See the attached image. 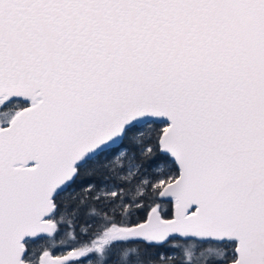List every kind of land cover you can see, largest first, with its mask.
<instances>
[{
    "label": "water",
    "instance_id": "1",
    "mask_svg": "<svg viewBox=\"0 0 264 264\" xmlns=\"http://www.w3.org/2000/svg\"><path fill=\"white\" fill-rule=\"evenodd\" d=\"M0 98H40L0 127V264H25L78 167L150 121L179 169L173 217L128 233L264 264V0H0Z\"/></svg>",
    "mask_w": 264,
    "mask_h": 264
},
{
    "label": "trees",
    "instance_id": "2",
    "mask_svg": "<svg viewBox=\"0 0 264 264\" xmlns=\"http://www.w3.org/2000/svg\"><path fill=\"white\" fill-rule=\"evenodd\" d=\"M28 106L14 99L0 104V127H5ZM165 122L132 125L121 144L100 152L78 167L73 183L54 198L51 237L25 242V260L38 264L48 253L71 256L65 264H229L236 259L234 241L170 238L162 242L140 238L114 239L112 227L130 228L158 210L173 217V202L162 196L164 185L176 179L179 169L160 140ZM134 165L129 172V165ZM163 166L161 172L157 168ZM164 184L159 185L160 178Z\"/></svg>",
    "mask_w": 264,
    "mask_h": 264
},
{
    "label": "rangeland",
    "instance_id": "3",
    "mask_svg": "<svg viewBox=\"0 0 264 264\" xmlns=\"http://www.w3.org/2000/svg\"><path fill=\"white\" fill-rule=\"evenodd\" d=\"M0 104H4V101L0 99ZM31 102H28V105H30ZM134 169V165L130 164L129 167H128V171L131 172L133 171ZM163 170V166H159L157 168V172H161ZM158 184L159 185H163L164 184V178H160L159 181H158ZM165 186V185H164ZM54 221V220H53ZM55 223V222H54ZM56 225V224H55ZM130 228H121V227H112L111 230L109 231V236L111 238H114V239H125V238H135V237H132L128 231H129ZM146 240V239H145ZM146 241H150V240H146ZM153 242V241H152ZM51 257H55V256H51L50 254L48 253H45L41 258H40V261H43V260H47V259H50ZM59 258V262L60 264H65L67 261L70 260L71 256H65V257H57ZM39 261V262H40ZM39 264V263H38Z\"/></svg>",
    "mask_w": 264,
    "mask_h": 264
},
{
    "label": "bare ground",
    "instance_id": "4",
    "mask_svg": "<svg viewBox=\"0 0 264 264\" xmlns=\"http://www.w3.org/2000/svg\"><path fill=\"white\" fill-rule=\"evenodd\" d=\"M1 100H3L2 98H0ZM40 98L37 99H33L31 98L29 100V102H31V104L27 107H25L24 109L21 110L22 114L26 113L28 110H30L31 108H33L38 102H39ZM22 116V115H21Z\"/></svg>",
    "mask_w": 264,
    "mask_h": 264
},
{
    "label": "built area",
    "instance_id": "5",
    "mask_svg": "<svg viewBox=\"0 0 264 264\" xmlns=\"http://www.w3.org/2000/svg\"><path fill=\"white\" fill-rule=\"evenodd\" d=\"M26 264H29V263H26Z\"/></svg>",
    "mask_w": 264,
    "mask_h": 264
},
{
    "label": "flooded vegetation",
    "instance_id": "6",
    "mask_svg": "<svg viewBox=\"0 0 264 264\" xmlns=\"http://www.w3.org/2000/svg\"><path fill=\"white\" fill-rule=\"evenodd\" d=\"M236 243V242H235Z\"/></svg>",
    "mask_w": 264,
    "mask_h": 264
}]
</instances>
